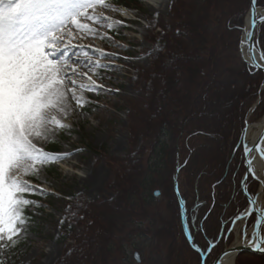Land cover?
Instances as JSON below:
<instances>
[{
  "label": "rangeland",
  "instance_id": "obj_1",
  "mask_svg": "<svg viewBox=\"0 0 264 264\" xmlns=\"http://www.w3.org/2000/svg\"><path fill=\"white\" fill-rule=\"evenodd\" d=\"M180 1L184 2L182 7ZM239 1V13L230 19L229 30L233 34L228 38V48L218 49L210 57L211 69L212 66L214 69L209 74L208 86L203 72L198 74L195 82L184 87L181 81L177 82L179 71L175 70L174 81L169 83L170 73H162L158 62L162 60L171 65L175 61V65L183 69L179 64L186 55L178 53L175 42L169 41V50L161 52L164 59L159 57L157 62L152 56L157 47L152 39L163 35L157 21L166 20L168 27H175V20H182L187 12L186 4L188 7L198 3L192 11H200V5L205 6L201 0H110L124 12L123 15L99 6L94 12L89 10L123 21L114 30L95 24L97 34L85 35L88 48L115 55L110 58L90 51L93 60L106 66L94 69L97 75L88 73L92 80L103 85V89L83 93L77 90L79 96L83 95L89 101L84 107H78L76 100L68 95L66 103L71 112L59 120L70 129L50 126L53 130L48 140H41L39 147L46 152L72 155L42 167L38 179L22 177L38 186L37 193L43 189L47 194H37L33 198L42 207L30 208L34 212L30 215L26 235L13 249L7 264H57L70 249L78 246V238L83 242L88 236L86 233L93 231L90 226L94 225L83 216L85 211L117 196L112 186L118 183L117 176L121 172L131 171L126 168L125 161L132 153L136 154L139 166L146 170L151 165H158L145 175L147 182L153 180L150 194L154 201L148 197L149 201L142 203L144 207L138 210L139 214L134 213L132 224L137 232L126 239L122 251L116 252V263L137 264L134 252H139L140 264H200V256L182 235L176 198L172 194L174 178H178L185 202L188 201L193 211H199L187 214L195 244L206 249L205 235L215 239L222 217L234 214L238 202L246 205L237 183L244 171L241 150L237 148L241 140L238 114H247L242 119L243 123L245 120L244 128L247 123L256 125L264 120V109L258 111V105H264V74L260 70L256 75L251 73L240 51L243 36L240 29L244 28L249 11L244 5L248 7L250 0H243L244 4ZM223 7H229L227 0H212L210 5L218 16ZM259 7L264 9V6ZM213 20L214 26L218 27L219 20ZM81 22L93 26L91 21ZM263 27L260 26L257 39L262 35ZM164 34L169 40L173 36L169 29ZM181 102L186 108L179 106ZM162 104L164 107L160 108ZM193 105L196 107L192 108L194 113L191 115ZM193 115L197 117L188 131L192 132L189 134L191 141L198 147L192 150L187 146L186 151V145L180 144L183 130L177 134L175 144L169 143L165 150L161 145L157 146L160 142L157 137L159 134L161 137L159 130L165 122H173L177 127L182 117ZM185 162L188 166L177 171L176 167L183 168ZM259 189L261 185L258 184L254 193ZM156 191H159L158 195H155ZM209 205L215 206L212 211ZM202 219H208L205 233L196 230ZM228 238L220 241L209 262L236 244L234 231ZM251 254L248 251L238 253L236 264H264L261 258L264 254Z\"/></svg>",
  "mask_w": 264,
  "mask_h": 264
},
{
  "label": "snow or ice",
  "instance_id": "obj_2",
  "mask_svg": "<svg viewBox=\"0 0 264 264\" xmlns=\"http://www.w3.org/2000/svg\"><path fill=\"white\" fill-rule=\"evenodd\" d=\"M97 6L124 14L110 0H0V264H7L5 252L17 248L21 237L26 235L31 222V217L25 214L26 210L42 207L28 196L47 194L43 189L37 193L38 186L22 177L35 176L38 179L37 174L42 167L72 155L68 152H46L38 146L39 141L48 140L53 130L50 126L60 130L70 129L51 111H59L66 116L71 112L66 103L68 93L76 100L78 107H84L89 101L83 95L77 96V90L83 93L103 89V85L97 84L88 73L97 75L94 69L106 66L89 56L84 50L88 46L71 43L74 39L73 28L77 33L97 34L95 28L82 23V20L100 24L109 30L123 23L103 13L90 14L89 10L94 12ZM249 14L248 26L240 29L244 32L240 51L243 57L247 47L248 59L245 62L250 69H260L261 62H264V49L260 48L258 40L253 41L258 26L264 25V12L258 11V0H251ZM92 51L110 58L115 55L95 48ZM81 68L87 71L81 72ZM78 78H86L89 82L78 83ZM241 144L247 171L240 180V191L245 195L248 207L237 209L235 216L222 222L220 235L214 241L207 240L206 249L193 243L190 230L185 232L190 246L202 253L201 264H205L206 258L221 239H228L238 221H243L238 233L239 246L226 248L217 256L214 264H222L224 257L243 248L264 253V206L258 203L260 193L249 192L247 183L249 174L257 178L251 154L259 152L264 158V149L259 144L246 143L243 136L237 148ZM186 213L185 207L181 213L182 219ZM253 213L256 215L249 233L248 221ZM224 223L231 225L227 232ZM134 258L140 264L139 253L134 254Z\"/></svg>",
  "mask_w": 264,
  "mask_h": 264
},
{
  "label": "trees",
  "instance_id": "obj_3",
  "mask_svg": "<svg viewBox=\"0 0 264 264\" xmlns=\"http://www.w3.org/2000/svg\"><path fill=\"white\" fill-rule=\"evenodd\" d=\"M121 1V0H120ZM137 1V0H135ZM229 3V7H223L220 9L219 16L215 11H212L210 9V5L212 0H201V3H204V5H200L201 9L200 11H192V9L198 7L194 3V5H188L185 6V10L187 11L183 17V19H177L176 21V26H167V23L164 20L159 19L157 21L158 25L162 28L163 35H160L154 39H152V42L156 45V49L153 52L152 56L154 57V61L157 59V62L160 59H164L163 56H161L162 51H168L170 48L169 41L175 42V44L178 45V53H185L186 59L182 61L179 65L183 66V69L180 70L179 66L175 65V61L169 64V62H162L159 61L158 63L160 64V71L164 74H169L170 81L169 83H173L174 81V72L173 71H179V74L176 78L177 82H180L184 84L183 86L186 87L187 84H190L191 82H195V79H197L199 76V73L203 72V76L205 77V85L208 86L210 84V75L212 74V70L214 69L212 66L211 69V64L210 62V57L212 55L216 54V52L219 50H223L228 48L229 46V41L228 38H230V35L233 34V31H230V19L234 17V15H237L239 13V6H240V1L239 0H227ZM243 1V0H242ZM123 2V1H122ZM187 2V1H186ZM192 3V2H191ZM181 7L184 5L183 1H180ZM244 4V1H243ZM258 5L259 6H264V0H258ZM246 8L249 9V6L247 7L244 5ZM237 8V9H236ZM210 9V10H209ZM190 10V11H189ZM238 10V12H237ZM219 20L218 22V27L214 26L213 24V19ZM213 20V21H212ZM215 22V21H214ZM217 23V22H216ZM240 24V23H239ZM167 29L172 33V37L170 40L167 38L165 39V34ZM259 43L261 49H264V27L262 30V35L259 37ZM203 54L200 53L201 47ZM171 50V49H170ZM204 57V58H203ZM166 58V57H165ZM199 58V59H198ZM176 66V67H175ZM178 68V69H177ZM186 69V75L183 74V70ZM183 87V88H184ZM207 89V88H206ZM180 101V100H179ZM182 107L184 106V103L181 102L179 103ZM168 104H166L167 106ZM164 105L160 108H163ZM181 107V108H182ZM196 106L193 105L190 109L195 108ZM186 108V107H185ZM184 108V109H185ZM264 109V105H258V111H262ZM194 109L191 110V115L194 113ZM248 112V111H247ZM239 113V112H238ZM247 114L239 113L238 117L241 119L239 120V127L241 128V137L244 135V126H245V120L243 123L244 118H246ZM194 116V115H193ZM192 117H185L181 120L180 124L176 127L173 122L171 124L169 122H165L159 130L161 132V137L160 134L157 138L160 140V142H157V146L161 145L163 150L167 147L169 143L175 144L176 143V137L177 134H180L183 132V136L180 139V144L186 145V151H188V147H190L192 150L198 145H194V141H191L192 136L189 134L192 133L188 131L189 128L193 127V119ZM193 123V124H191ZM199 134H197L198 136ZM200 136V135H199ZM241 141V140H240ZM188 146V147H187ZM136 154L134 155L133 153L129 155V157L126 159V168L130 169L131 171L130 174L128 173H123L121 172L117 178L119 179L118 183H116V186H112L113 188L116 189V197L109 199V201H102L100 202L99 206L97 207H89L86 213H84V217L90 219L91 224L93 226H90L93 231L86 233L88 236L83 240V242H80V238H78L79 243L77 247H74L71 252L68 251V253L65 254V257L62 258L60 261H58L57 264H117L116 263V252L120 251L122 247H124V244L126 242L127 238H131L133 233H136L137 231L134 228L132 224V218L134 216V213H138L139 209H142L144 207L143 204H147V201H149V198H151L152 202L154 201L151 197L150 190L152 188V181L147 182L145 180L146 176L148 173L151 171V169H155L158 167L157 164L151 165L148 170L143 168L142 166H139V161L135 158ZM193 156V155H192ZM185 155L182 156L181 159H184ZM244 163V160H242ZM168 165V164H167ZM162 166V164L160 165ZM159 166V167H160ZM188 166V163H184L183 168L180 170L184 169V167ZM162 168V167H161ZM147 171V173L145 172ZM175 171V170H174ZM246 171L245 163H244V171L239 178V183L240 180L243 178L244 174ZM146 175V176H145ZM154 173H152V176ZM189 179V177H188ZM190 181V179H189ZM248 191L251 193H254V190H256V187L258 186L259 182L254 180L253 178H250L248 180ZM180 185V184H179ZM172 194L176 198V203L178 207V212H179V222H180V227L182 229V218H181V207L178 201V197H176L175 193V186L172 183ZM240 189V186H239ZM37 192V191H36ZM241 192V191H240ZM241 194H243L241 192ZM244 195V194H243ZM37 196L35 195H30L28 196L29 199H33ZM244 198L246 200V205L244 204H238L237 203V209L239 210H244L248 206L247 199L244 195ZM34 200V199H33ZM187 200V199H186ZM143 203V204H142ZM202 205V204H200ZM186 207H187V213H195L196 211H193V207H189L188 201H186ZM235 208V209H236ZM234 209V211H236ZM144 210V209H143ZM74 211H77L75 209ZM34 212V211H33ZM33 212L30 210H26V215H33ZM237 211L230 215V217L235 216ZM139 214V213H138ZM230 217H222L220 221V227L222 225V222L229 221ZM253 217V216H252ZM252 218L249 220V223L252 224ZM191 223V222H190ZM202 220L199 222V226L197 227V231L202 228ZM226 224L225 227V232H227L228 227H230V223H224ZM223 224V225H224ZM204 233L205 230L202 228ZM71 230L73 233L72 229ZM127 231H130L127 233ZM219 232H217L216 237L218 236ZM76 235V234H75ZM182 235L184 240H186L184 231L182 229ZM206 241L210 239L207 235H205ZM215 237V238H216ZM186 242L189 241L186 240ZM191 247V246H190ZM192 249V247H191ZM193 250V249H192ZM122 251V250H121ZM195 253V250H193ZM13 252V249L8 250L4 254V259L6 261H9L10 256L12 255L11 253ZM75 252H77L75 254ZM214 253V252H213ZM213 255V254H212ZM252 255V254H251ZM260 257V256H259ZM264 261V258L261 257Z\"/></svg>",
  "mask_w": 264,
  "mask_h": 264
},
{
  "label": "bare ground",
  "instance_id": "obj_4",
  "mask_svg": "<svg viewBox=\"0 0 264 264\" xmlns=\"http://www.w3.org/2000/svg\"><path fill=\"white\" fill-rule=\"evenodd\" d=\"M250 8V7H249ZM90 14H92V15H96V14H94V13H90ZM246 23H245V27L246 26H248V23H249V19H250V14H249V11H248V14H247V16H246ZM95 24H93V26H91V27H93V28H95V26H94ZM260 28V26H258V29ZM75 30V29H74ZM85 35H91V34H86V33H77L76 31H74L73 32V37H74V39H72L71 40V43H74V44H81V45H86L87 46V41H86V37H85ZM243 36H244V32H243ZM242 36V37H243ZM81 37H83V38H81ZM85 51H87L88 53H90V51H92L90 48H88V47H86L85 49H84ZM244 60L246 59H248V52H247V47H245V49H244ZM258 57V56H257ZM250 69V68H249ZM251 70V73H253L254 75H256L257 73H256V71H257V69L255 70V69H250ZM80 71L81 72H84V71H87V69H84V68H81L80 69ZM92 75V74H91ZM89 81L87 80V79H85V78H78V83H88ZM68 95H70V93H68ZM77 96H79V93H78V91H77ZM51 114L52 115H55L56 117H57V119H60V118H62V117H65V115L62 113V112H59V111H55V110H52L51 111ZM250 124V123H249ZM249 130H248V133H247V136H246V139H247V142L249 141V140H251V142H248L250 145H253L256 141H257V139H258V136H259V134L261 133V131L263 130V128H264V120H262V121H260V122H258V124H256V125H254V124H250L249 125ZM35 142V141H34ZM41 143H42V141H39L38 142V146L39 145H41ZM239 150H241V155H242V160H243V152H244V150L242 149V144H241V146H240V149ZM255 155V153H252V157ZM255 161L253 162V168H254V170L256 171V174H257V176L258 177H260V178H262V180H263V182H264V165H263V163L261 162V160H256V159H254ZM83 178H86V176H82ZM251 178V177H250ZM238 183V186H240V183H239V181L237 182ZM259 193H260V195H259V197H258V203L261 205V206H264V186L263 187H261V189H259V191H258ZM210 206V207H209ZM208 206V208H209V210H211L212 211V209L215 207L214 205L213 206H211V205H209ZM210 211V212H211ZM197 212H199V211H197ZM196 212V213H197ZM208 221V219H206V220H204V219H202V222H203V224H202V227L203 228H205V224H206V222ZM242 224V223H241ZM241 224L239 223V224H237L236 226H235V229H234V232H235V235H236V237H237V242H236V244L235 245H232L231 247H238L239 246V239H238V233L240 232V228H241ZM198 226H199V224H198ZM197 226V227H198ZM220 224H219V230H218V232L220 231ZM206 229V228H205ZM236 253H233L232 255H230V256H227V257H225L224 259H223V262H222V264H236V259H235V257H236Z\"/></svg>",
  "mask_w": 264,
  "mask_h": 264
},
{
  "label": "water",
  "instance_id": "obj_5",
  "mask_svg": "<svg viewBox=\"0 0 264 264\" xmlns=\"http://www.w3.org/2000/svg\"><path fill=\"white\" fill-rule=\"evenodd\" d=\"M250 3H251V0L249 1ZM258 11H260V12H264V9L263 8H260L259 6H258ZM245 27V26H244ZM259 32H260V29H257L256 30V33H255V35H254V37H253V41L255 42V41H257L258 39H257V36H258V34H259ZM259 41V40H258ZM247 52H248V49H247ZM258 57H257V59H258V61H259V54L257 55ZM243 59H244V57H243ZM246 61V59L244 60V62ZM261 64H262V67L260 68V69H257V70H260L262 73H264V62H261ZM256 70V69H255ZM249 123H247V125H246V131H245V134H244V140H245V142L246 143H248V142H251V140H249L248 142H247V139H246V136H247V133H248V130H249ZM249 144V143H248ZM257 144H259L260 145V147L262 148V149H264V128H263V130L261 131V133L259 134V136H258V139H257V141L253 144V145H257ZM242 146H243V144H242ZM243 150H244V147H243ZM253 153H255V155L252 157L253 159L255 158V157H258V158H260L261 160H263L264 161V158H262L261 157V154L259 153V152H253ZM252 155V154H251ZM254 161V160H253ZM179 166V169H180V165H178ZM178 166H177V168H178ZM246 171H247V168H246ZM250 176H253L252 174H249V176H248V179L250 178ZM257 179V178H256ZM260 181V180H259ZM155 194L156 195H158L159 194V191H156L155 192ZM177 196L179 197V199H180V201H182V197L180 196V193H179V191L177 190ZM182 207H183V209L185 208L184 207V205H182ZM231 248H233V247H231ZM242 251H248V252H250V253H255V254H264V253H260V252H253V251H251V250H249L248 248H243L242 250H240L239 252H236V254H238V253H240V252H242ZM137 252H135V254H136ZM139 256H140V254H139ZM225 258V257H224ZM141 259V258H140ZM223 262V261H222ZM211 264H214V262H212Z\"/></svg>",
  "mask_w": 264,
  "mask_h": 264
},
{
  "label": "flooded vegetation",
  "instance_id": "obj_6",
  "mask_svg": "<svg viewBox=\"0 0 264 264\" xmlns=\"http://www.w3.org/2000/svg\"><path fill=\"white\" fill-rule=\"evenodd\" d=\"M220 229H221V228H220ZM218 235H220V231H219V234H218ZM209 240H210V239H209ZM221 240H222V239H221ZM221 240H220V241H221ZM227 240H228V239H227ZM227 240H226V241H227ZM219 243H220V242H219ZM219 243L217 244V246L219 245ZM217 246H216V247H217ZM215 250H216L215 248L212 250V252L210 253V255H209L208 258H207V261H208L209 258L212 256V253H213ZM208 262H209V261H208Z\"/></svg>",
  "mask_w": 264,
  "mask_h": 264
}]
</instances>
